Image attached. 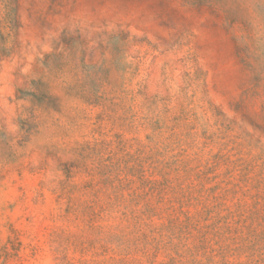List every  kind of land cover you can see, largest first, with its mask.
I'll return each instance as SVG.
<instances>
[{"label":"rangeland","instance_id":"rangeland-1","mask_svg":"<svg viewBox=\"0 0 264 264\" xmlns=\"http://www.w3.org/2000/svg\"><path fill=\"white\" fill-rule=\"evenodd\" d=\"M0 264H264V0H0Z\"/></svg>","mask_w":264,"mask_h":264}]
</instances>
